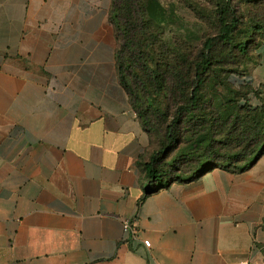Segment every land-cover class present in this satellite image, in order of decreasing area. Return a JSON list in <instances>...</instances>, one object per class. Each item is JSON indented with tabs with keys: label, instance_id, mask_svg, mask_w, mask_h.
<instances>
[{
	"label": "crops",
	"instance_id": "crops-1",
	"mask_svg": "<svg viewBox=\"0 0 264 264\" xmlns=\"http://www.w3.org/2000/svg\"><path fill=\"white\" fill-rule=\"evenodd\" d=\"M111 2L0 0V264H264V153L148 177Z\"/></svg>",
	"mask_w": 264,
	"mask_h": 264
},
{
	"label": "rangeland",
	"instance_id": "rangeland-1",
	"mask_svg": "<svg viewBox=\"0 0 264 264\" xmlns=\"http://www.w3.org/2000/svg\"><path fill=\"white\" fill-rule=\"evenodd\" d=\"M138 2L148 5L151 29L156 39L173 43L187 55L190 62L197 59L204 40L218 33L216 8L224 4L232 7L241 30L254 22L264 24V0H229V3L227 0ZM211 55V69L202 88L201 111L190 116L189 123L187 119L182 122L179 142L157 162V166L165 172V180L172 177L187 179L194 173L196 160L188 152L195 141L189 130L199 121L200 127L208 129V139L200 144V161L210 158L213 163L230 164V168L238 170L251 160L247 156L249 142L238 133L247 132L248 120L254 115L252 109L264 104V36L256 34L252 37L248 56L218 44ZM131 70L132 73L126 74L128 84H132L131 74L136 72L134 68ZM249 88L260 92L259 95L247 91ZM164 105L165 101L162 100V107ZM148 115L155 126L150 135L159 149L164 141L165 122L153 110ZM206 166H201V169Z\"/></svg>",
	"mask_w": 264,
	"mask_h": 264
},
{
	"label": "trees",
	"instance_id": "trees-1",
	"mask_svg": "<svg viewBox=\"0 0 264 264\" xmlns=\"http://www.w3.org/2000/svg\"><path fill=\"white\" fill-rule=\"evenodd\" d=\"M147 6L146 2L138 0H112L108 19L118 40L115 59L119 81L126 89L142 126L152 134L151 129L155 126L148 115L151 110L165 122L162 146L152 154L147 166L148 177L156 179L164 178L165 172L157 166V162L170 147L179 142L182 122L187 119L189 123L190 116L201 111L202 88L211 69L214 47L217 44L229 46L238 54L248 56L249 42H252V37L256 34L264 36V24L254 22L241 30L240 21L232 7L224 4L216 8L218 33L204 40L197 59L190 62L187 55L173 43L156 39L151 29V15ZM131 68L136 69V72L131 74L132 84H128L126 74L132 73ZM247 91L254 95L260 93L251 88ZM161 99L165 101L164 107ZM252 110L254 115L248 120L247 132L238 133L244 135L245 141L249 142L247 156L251 160L238 170L230 168V164L213 163L210 158L200 161V144L208 139V129L200 127L199 121L189 130L195 143L191 144L194 146L188 155L192 154L191 158L196 160V169L187 179L198 177L215 167L243 171L264 153V104ZM166 117H169L168 122ZM204 165L206 167L201 169ZM176 180L182 178L164 180L160 187Z\"/></svg>",
	"mask_w": 264,
	"mask_h": 264
},
{
	"label": "built area",
	"instance_id": "built-area-1",
	"mask_svg": "<svg viewBox=\"0 0 264 264\" xmlns=\"http://www.w3.org/2000/svg\"><path fill=\"white\" fill-rule=\"evenodd\" d=\"M123 230L125 232L124 241L126 243L139 240L138 235H137V231L135 230L131 220L126 219V220L123 221ZM141 243L145 247H149L150 246V242L147 239H142Z\"/></svg>",
	"mask_w": 264,
	"mask_h": 264
}]
</instances>
